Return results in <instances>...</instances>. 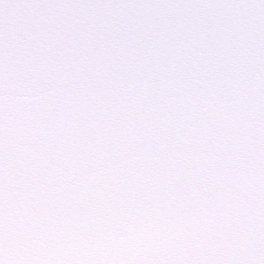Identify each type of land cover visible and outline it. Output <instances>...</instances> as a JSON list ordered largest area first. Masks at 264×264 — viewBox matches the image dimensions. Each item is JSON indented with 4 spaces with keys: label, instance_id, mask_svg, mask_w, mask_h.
<instances>
[{
    "label": "snow or ice",
    "instance_id": "1",
    "mask_svg": "<svg viewBox=\"0 0 264 264\" xmlns=\"http://www.w3.org/2000/svg\"><path fill=\"white\" fill-rule=\"evenodd\" d=\"M0 264H264V0H0Z\"/></svg>",
    "mask_w": 264,
    "mask_h": 264
}]
</instances>
